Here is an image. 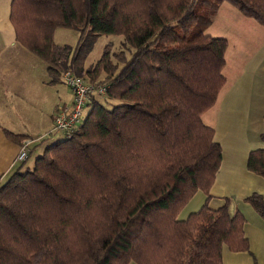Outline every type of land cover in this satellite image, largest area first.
<instances>
[{
    "label": "trees",
    "instance_id": "trees-1",
    "mask_svg": "<svg viewBox=\"0 0 264 264\" xmlns=\"http://www.w3.org/2000/svg\"><path fill=\"white\" fill-rule=\"evenodd\" d=\"M224 2L264 27V0H10L15 39L50 82L68 70L107 90L70 138L0 186V264H221L223 246L249 250L243 214L227 199L208 205L221 146L202 116L226 82L228 43L205 30ZM57 27L78 31L77 44H56ZM104 34L129 56L113 61L106 45L86 68ZM246 166L264 177V149ZM197 191L204 203L179 219ZM245 201L264 217L263 196Z\"/></svg>",
    "mask_w": 264,
    "mask_h": 264
},
{
    "label": "crops",
    "instance_id": "crops-1",
    "mask_svg": "<svg viewBox=\"0 0 264 264\" xmlns=\"http://www.w3.org/2000/svg\"><path fill=\"white\" fill-rule=\"evenodd\" d=\"M5 3L0 0L4 7ZM7 4L10 7V0ZM4 15L5 10L0 16L4 28L0 31V186L25 165L16 159L22 139L43 140L31 143L29 151L38 143L41 146L46 135L51 136L46 141L53 138L49 141L53 143L57 138L50 131L54 113L72 100L66 84L50 82L47 64L16 41L9 15L6 19ZM206 32L228 43L223 68L226 82L215 104L202 116L221 146V163L209 189L208 205L215 208L227 199L230 212L240 211L245 218L249 250L232 254L239 256L233 264H261L264 217L245 199L252 194L264 197V177L246 166L251 150L264 149V27L224 2ZM7 133L22 138L17 141ZM205 199L197 191L178 218L198 210Z\"/></svg>",
    "mask_w": 264,
    "mask_h": 264
},
{
    "label": "rangeland",
    "instance_id": "rangeland-1",
    "mask_svg": "<svg viewBox=\"0 0 264 264\" xmlns=\"http://www.w3.org/2000/svg\"><path fill=\"white\" fill-rule=\"evenodd\" d=\"M4 1H6L5 7L3 6V4L2 5L0 4V9L2 8L1 9L2 12L0 11V16L4 14V10H5L4 17L6 19V17H8V15H9L10 7L7 4V0H4ZM2 19H3V16H2ZM0 31L1 32H4V28H3L2 25H0ZM78 38H79L78 31H76L75 29H72V28L57 27V28H55L54 34H53V40L58 45H68V46L74 47L77 44ZM106 45H107V50L111 54V58H112L113 61H115V59L113 58V55H115L116 53H119L120 51H125L126 52V55L128 57L129 56V53L131 51L130 50V47H128V46L125 47L124 46V44H123V37L121 35H115V34H104V35H100L96 39V41L94 42L93 47L91 48V50L89 51V53L87 54V57H86L85 62H84V66L86 68H93V66L95 65L96 61L102 55L103 50H104V48H105ZM64 72H62L61 78L59 79L63 83H65V79L63 78V73ZM103 76H104V74L103 73H100V75L97 77V79L101 80L103 78ZM80 78L82 79V81L84 82V85L86 87H92V86L93 87H102V86H105L104 83H102L100 81L90 80L87 75H82V76H80ZM91 78L92 79H96L95 77L94 78L91 77ZM66 86L68 87L67 84H66ZM94 91L95 92H98V88H95ZM105 95H106V93L103 94L101 97H103ZM97 96H100V95H98V93L97 94L95 93V95H92L90 97L89 102L92 100L93 97H97ZM72 97H73V95H72ZM89 102H87V103H89ZM89 108L90 107L87 106V104H86V107L84 109V116L87 114ZM50 131H53L54 132L53 135L57 137L54 140L63 139L64 138V136L61 133H57L56 131H54V126L51 128ZM45 137H46L44 139L45 142L41 146H39L40 143H38L37 144L38 146H35L34 148L31 147L30 148V151L28 150L29 151V153H28V156L29 157L27 156L28 159L27 158H26L27 160L25 159L26 162H25V165L22 167V170H24V169H26L28 167L29 168H32L33 167L32 165L34 163L35 158L37 156L41 155V153H42L45 145L47 143H49V141H51L53 139L52 138L49 141H46L51 136L46 135ZM37 141L39 142L40 140L39 139L24 138V139H22L19 148L25 142H29V145L28 146L30 147V144L31 143H34V142H37ZM224 202H225V199H224ZM181 216H182V214H181ZM259 251H261V258H260L261 264H264V248L261 249V250L259 249ZM226 253H230L231 255L226 254ZM235 253H239V252H232V251L228 250L226 248V246H223V248H222V263L221 264H233V261L235 259H238L239 258V256H233ZM240 257H242V255ZM252 261H253V257H252ZM130 264H135V263H130Z\"/></svg>",
    "mask_w": 264,
    "mask_h": 264
},
{
    "label": "built area",
    "instance_id": "built-area-1",
    "mask_svg": "<svg viewBox=\"0 0 264 264\" xmlns=\"http://www.w3.org/2000/svg\"><path fill=\"white\" fill-rule=\"evenodd\" d=\"M63 78L71 90L73 97L68 104L59 107L55 111L53 126L54 131L61 133L65 138H70L84 118V109L90 97L95 95V93L102 96L106 93L107 86L86 87L79 75L68 70L63 73ZM95 88H98V92L94 91ZM28 145L29 142H25L21 145L16 157L17 161L22 162L27 158L29 150Z\"/></svg>",
    "mask_w": 264,
    "mask_h": 264
}]
</instances>
